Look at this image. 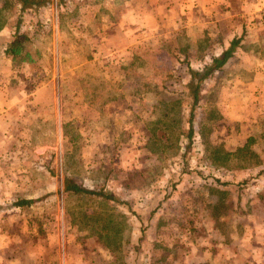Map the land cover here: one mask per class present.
I'll use <instances>...</instances> for the list:
<instances>
[{"label": "rangeland", "instance_id": "1", "mask_svg": "<svg viewBox=\"0 0 264 264\" xmlns=\"http://www.w3.org/2000/svg\"><path fill=\"white\" fill-rule=\"evenodd\" d=\"M169 1L0 0V264H264V0L219 3L235 15L205 31L127 34ZM235 36L190 140L192 71ZM17 37L34 61L7 52Z\"/></svg>", "mask_w": 264, "mask_h": 264}, {"label": "crops", "instance_id": "2", "mask_svg": "<svg viewBox=\"0 0 264 264\" xmlns=\"http://www.w3.org/2000/svg\"><path fill=\"white\" fill-rule=\"evenodd\" d=\"M178 1L179 0H170L169 3H166L167 5L160 3V5H158L155 9L151 10L133 11L131 15H129L130 24L128 26H130V28L126 29L127 34L130 29H133L134 32L138 31V29H141L144 33H154V31L159 32L163 27H168V29L172 31L181 27L187 28L188 32L193 28H199L200 31H205L206 28L203 27H205V25H208L209 22H220L223 21V19H226V21L228 22L231 21L232 16L235 15L233 10L229 9V6L223 7L222 5V8L218 7V4L223 3V1L225 0H216V2H214V5H206L205 2H200L202 6H200L199 15L197 14V12H194L192 10L195 8L189 3V0H181L180 2ZM211 1L212 0H209V3ZM242 12H245L246 14L249 13L248 10H242ZM255 37L256 35L253 34H250V36L245 35V38H247L245 43L252 42L258 44L259 40H257V38ZM258 38H262V36L258 35ZM220 45L222 46L221 48L223 51L225 47H223L222 43H220ZM244 54H247V56H240L241 58L239 60V66H243V60H249L254 64L253 67H255V63L259 62V59L256 57L257 53H255L254 55V52L248 50L245 51ZM249 54L250 56H248ZM232 58L229 61H232ZM229 61L227 63H230ZM257 68L258 67L250 71H254V77L258 79L261 78L264 74L259 72ZM202 261L215 264V258H213L212 256H208L207 254Z\"/></svg>", "mask_w": 264, "mask_h": 264}, {"label": "trees", "instance_id": "3", "mask_svg": "<svg viewBox=\"0 0 264 264\" xmlns=\"http://www.w3.org/2000/svg\"><path fill=\"white\" fill-rule=\"evenodd\" d=\"M18 3L21 4L22 9L28 7V8H38L39 5H43L46 0H16ZM243 40V36H236L232 39L230 42V45L224 49V51L213 58V61L210 65H207L202 71L201 70H191L192 71V92L191 96L193 97V106H192V112H191V119H190V129L188 132V138L191 140L194 133V126H193V119H194V110L197 106V103L199 101V97L201 94V85L202 83L209 78L216 70H219L222 68L228 60L233 57L236 53L237 48L241 45V42ZM8 53H11L13 55V58L16 59L17 57H21V61H34V58L32 57V54L29 51L24 52V45L23 41L17 37L16 40L8 46L6 49ZM190 87V86H189ZM65 190L67 192L73 193V194H87L90 196H98L105 199L110 200H119L116 198L113 194L104 191L103 189H91L88 188L82 184H79L78 182L74 181L71 178H66V186ZM38 199H20L17 202L13 203L14 206H27L32 205L35 203Z\"/></svg>", "mask_w": 264, "mask_h": 264}]
</instances>
